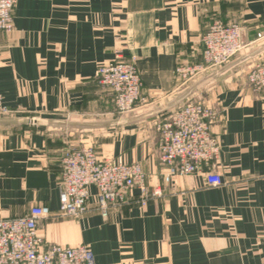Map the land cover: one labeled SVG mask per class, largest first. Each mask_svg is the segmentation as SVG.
Wrapping results in <instances>:
<instances>
[{"label": "crops", "instance_id": "obj_1", "mask_svg": "<svg viewBox=\"0 0 264 264\" xmlns=\"http://www.w3.org/2000/svg\"><path fill=\"white\" fill-rule=\"evenodd\" d=\"M215 20L238 24L243 51L211 73L183 82L177 65L200 62V39ZM264 0H17L13 30L0 34V219L48 210L43 245L87 246L95 264H264V91L246 82L264 58ZM120 51L142 88L128 113L116 111L96 77ZM212 108L220 144L213 169L165 185L157 126L187 101ZM91 147L101 160L138 163L145 205L112 208L104 221L89 188V211L62 215L61 159Z\"/></svg>", "mask_w": 264, "mask_h": 264}, {"label": "built area", "instance_id": "obj_2", "mask_svg": "<svg viewBox=\"0 0 264 264\" xmlns=\"http://www.w3.org/2000/svg\"><path fill=\"white\" fill-rule=\"evenodd\" d=\"M17 0H0V34L13 30V10ZM242 28L235 23L215 20L201 36L200 62L195 65H177L175 76L186 82L211 73L237 57L244 48ZM264 40V27L256 36ZM99 85L109 91L119 113L131 112L140 101L142 83L134 63L117 51L114 58L98 67ZM253 91H264V58L246 75ZM8 111L0 96V115ZM218 114L199 101L189 100L171 118L157 126L159 140L156 151L159 165L164 169L162 180L169 185L175 177L202 174L207 187L222 185L213 169L220 153V144L211 127ZM62 215L81 218L88 211L89 188L96 189V209L107 221L112 208L131 203V193L138 191L137 203L145 205L160 198L161 188L150 190L146 175L138 163L121 160H101L93 148H70L61 159ZM48 210L33 207L21 217L0 219V264H95L91 250L85 245L62 247L43 245L37 236L41 220Z\"/></svg>", "mask_w": 264, "mask_h": 264}, {"label": "rangeland", "instance_id": "obj_3", "mask_svg": "<svg viewBox=\"0 0 264 264\" xmlns=\"http://www.w3.org/2000/svg\"><path fill=\"white\" fill-rule=\"evenodd\" d=\"M8 114H10V113L2 114V115H0V117H3V116H4V117H5V116L8 117V116H9Z\"/></svg>", "mask_w": 264, "mask_h": 264}]
</instances>
